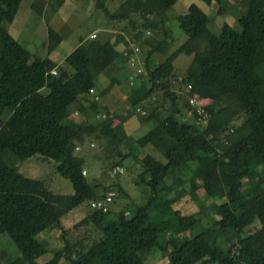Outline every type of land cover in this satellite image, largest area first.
I'll return each mask as SVG.
<instances>
[{"label": "trees", "instance_id": "16d2710c", "mask_svg": "<svg viewBox=\"0 0 264 264\" xmlns=\"http://www.w3.org/2000/svg\"><path fill=\"white\" fill-rule=\"evenodd\" d=\"M21 1L0 0V233H7L19 251L6 264H145V254L153 250L165 253L168 264H264V0H243L236 16L241 30L223 22L218 33L209 29L208 15L191 3L176 17L186 39L170 54L164 17L177 0H124L110 13L112 20L128 19L133 28L131 14L142 19V29L135 28L132 38L140 48H148L146 77L140 74L131 87L126 112L145 106L154 89L164 91L161 101L149 100L143 119L151 128L135 142L152 146L165 161L148 152L139 158L124 154L140 163L139 183L150 189L149 195L143 203L118 211L112 210L113 200L106 212L90 208L89 202L114 185L89 181L83 173L85 157L75 150L87 139L118 146L126 135L123 119L114 123L117 113L109 116L110 110L89 93L104 71L126 65L116 47L126 41L80 37L59 63L50 55L63 37L48 25L46 55L37 56L6 29ZM202 1L219 4V13H225L230 2ZM32 8L42 15L36 2ZM155 53L166 55L151 66ZM180 53L193 57L181 82L199 99L209 100L205 128L185 118L182 108L188 109V102L171 89ZM116 83L121 81L111 75L100 96ZM74 111L79 115L73 116ZM101 112L106 117L96 119ZM35 154L56 162L73 193L53 192L42 180L18 170V162ZM184 192L200 208L209 200L219 218L208 216L211 221L205 226L197 214H182L173 203ZM82 203L89 209L74 228L92 224L99 232L88 247L72 241L61 221ZM253 219L260 227L247 233L245 227ZM54 228L61 230L64 245L39 263L37 258L48 248L37 235ZM219 241L228 248L223 250Z\"/></svg>", "mask_w": 264, "mask_h": 264}, {"label": "rangeland", "instance_id": "374dc122", "mask_svg": "<svg viewBox=\"0 0 264 264\" xmlns=\"http://www.w3.org/2000/svg\"><path fill=\"white\" fill-rule=\"evenodd\" d=\"M122 1L124 0H22L13 22L7 23L6 29L26 49L40 57L46 55L44 43L48 25L55 28L63 37L62 42L53 54L50 55L56 60H60L66 56L78 44L80 37L111 41L120 40L122 37L126 41L120 49L122 53L123 48L129 47L130 44L139 46L138 42L132 38V35L136 29H142V19L137 14H131L132 19L135 20L136 29L133 28L128 19L112 20L110 18V13L115 11ZM242 1L230 0L225 13H219L217 12L220 8L219 4L208 5L202 0H177L166 11L164 17L170 33V37H168L170 47L167 54L173 52L186 39L178 27L176 17L185 14L191 3L198 5L208 15L209 29L214 33H218L223 22H227L239 31L241 30L240 25L236 21V16L241 12ZM33 2L42 7V15H38L33 10ZM93 33L96 35L95 37L91 36ZM143 38L142 36L141 39ZM147 50L146 46L142 48L139 46V57L143 63L142 74L144 77H146V74H144V58ZM165 55L159 53L153 54L150 58L151 66L163 60ZM192 60V55L178 54L174 60L175 69L169 81L171 89L183 96V99L188 102L189 108H182L185 118H188L191 122L202 123V127L205 128L207 125L206 121H201L196 116V113H198L197 108L199 106L205 110V106L209 100L198 98L199 106L197 108L192 106L188 98L189 96L195 97L196 95L190 92L188 85L181 82ZM132 71L133 69L128 64V61H126V65L123 67L108 68L102 75L98 76L97 86L101 88L103 83H106L108 86L111 83V75H115L121 83H116L114 87L120 88L127 97L132 87L129 84L128 75ZM42 92L46 93L47 89L43 88ZM163 92L162 90L154 89L152 98L149 100L154 102L156 100L161 101ZM126 97L121 98V101L115 105L117 116H121L119 120L123 119L124 132L126 134L122 137V143L114 146L113 144H106V139H102L101 144L95 139H87L82 148L80 147L75 150L76 155L85 157L84 175L89 181L100 183L103 186L114 185L111 190L106 191V193H114L112 205V210L114 211H118L132 203H143L148 198L150 190L139 183L138 175L142 170L140 163L134 156L129 154L123 157L124 154L132 152L139 158L145 152H148L156 159L162 162L165 161L163 155L152 146L148 145L143 148L135 142L137 138L144 135L151 128V123L145 122L143 119L148 114L149 100L145 103V106L140 104L136 107L134 113L130 114L126 112ZM169 103L168 100L167 104ZM95 117L96 119H104L106 115L104 112H101L97 113ZM239 122L240 120L235 121V123ZM120 160L121 163L119 162ZM115 165L121 166L123 172L114 171ZM55 166L56 162L53 159L44 158L39 154L18 162V170L24 176L42 180L53 192L73 193L71 182L61 176ZM185 186L188 189L189 185L186 184ZM197 194L202 196L203 189L201 187L197 189ZM219 201L222 200H218L217 202ZM240 202L241 199L233 203V206L238 205ZM173 207L178 209L182 214H197V217L200 218L201 223L205 226L211 221L208 216L216 219L219 218V215L215 213L212 205H210L209 200H204L203 207L200 208L190 195L185 192L173 203ZM87 209L89 208L86 203H82L67 212L61 219L63 227L68 230L67 236L72 241L81 240L83 247H88L94 239L99 237L98 230L92 224L74 228V224L86 215ZM259 227V221L253 219L245 227V231L251 233ZM60 233V229L54 228L37 235L39 240L45 243L48 248L45 254L37 258L39 263L50 259L52 251L62 248L64 243L60 238ZM217 243H219V246L223 250L228 248V244L225 242L219 241ZM18 256L19 251L9 235L7 233H0V264H6ZM144 261L145 264H168L166 254L157 250L145 254ZM59 264H65V261L62 260Z\"/></svg>", "mask_w": 264, "mask_h": 264}, {"label": "built area", "instance_id": "2783aa9c", "mask_svg": "<svg viewBox=\"0 0 264 264\" xmlns=\"http://www.w3.org/2000/svg\"><path fill=\"white\" fill-rule=\"evenodd\" d=\"M92 37H95L96 35L93 33L91 35ZM122 55L127 59L128 64L133 69V71L128 75V81L131 86L135 85L137 83L138 75L142 74L143 72V63L140 61L139 57V46L136 44H130L129 47H124L122 50ZM51 73H55V70H52ZM188 88H191L190 85H188ZM89 93L92 95H95L94 88H90ZM97 98V96H95ZM189 102L192 106H199L198 97H191L189 96ZM197 117L203 121H206V113L205 110L200 108H197ZM114 171L116 172H123V168L121 166H116L114 168ZM84 173V171H83ZM113 192L106 193L103 197L91 200L89 202V207L96 210H101L103 212H106L109 210L110 205L113 201Z\"/></svg>", "mask_w": 264, "mask_h": 264}, {"label": "crops", "instance_id": "0c3cea01", "mask_svg": "<svg viewBox=\"0 0 264 264\" xmlns=\"http://www.w3.org/2000/svg\"><path fill=\"white\" fill-rule=\"evenodd\" d=\"M122 46H123V42H119L116 47H117V49L120 50L122 48ZM64 57L62 59L58 60V62L61 63L63 61ZM106 87H107L106 83H103V86H101V88L98 87L97 83H96V86L94 87V91L96 93L94 95V98H95V96H97V98H95V99L100 100L101 104L110 110L109 116H111V115L116 113L115 112V109H116L115 105H117V102L119 103V101H121V98H124L126 96L123 94V91L120 88H115V87H112L107 92H104V94H102V96H100V91H102ZM77 114H78L77 111H74L73 116H76ZM104 114L106 115V113H104ZM120 117L121 116H116L114 119V123L118 122ZM79 148L80 147L77 146L76 150Z\"/></svg>", "mask_w": 264, "mask_h": 264}]
</instances>
